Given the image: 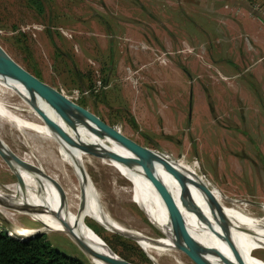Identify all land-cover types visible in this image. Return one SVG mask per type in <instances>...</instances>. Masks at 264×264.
I'll return each instance as SVG.
<instances>
[{
    "label": "rangeland",
    "instance_id": "obj_1",
    "mask_svg": "<svg viewBox=\"0 0 264 264\" xmlns=\"http://www.w3.org/2000/svg\"><path fill=\"white\" fill-rule=\"evenodd\" d=\"M179 2L0 0V48L25 75L113 129L132 148L195 168L207 188L221 193L223 216H236L264 235V89L256 77L242 71L244 77L232 78L226 71L208 68L204 74L198 68L204 66L207 52L214 58L216 53L219 59L231 58L241 48L222 41L216 46L218 38L211 40L204 27L197 29L192 23L196 18L185 16ZM241 3L264 19V3ZM0 98L18 109L23 123L38 120L19 98L8 94ZM20 126L0 120V139L18 157H28L48 175H58L63 166L54 155L56 143ZM82 160L101 210L127 233L165 240L192 237L214 248L200 233L186 237L155 222L133 201L130 181L89 152L82 154ZM68 170L75 187L77 179ZM16 177L0 158V186L17 183ZM11 211L15 215L10 219L0 214V233L13 237L15 226H33L36 233L18 238L43 235L55 251L91 264L63 232H47L30 211ZM71 212L131 264H211L202 254L200 261L195 260L187 250L156 257L94 217ZM246 253L264 264V247H250Z\"/></svg>",
    "mask_w": 264,
    "mask_h": 264
},
{
    "label": "bare ground",
    "instance_id": "obj_2",
    "mask_svg": "<svg viewBox=\"0 0 264 264\" xmlns=\"http://www.w3.org/2000/svg\"><path fill=\"white\" fill-rule=\"evenodd\" d=\"M3 74V76L0 75L1 96L8 94L9 98L16 97L25 105L28 104L36 112L38 122H32V124L23 123L22 121L24 118L23 120L20 119L19 114L21 113L18 112V109H12L5 105V102H3L1 98L0 120L4 119L7 123H18V125L40 133L42 136L50 137L56 143L57 149L54 153L57 155H54L56 159L59 158L57 161L60 162V166L62 165L63 169L58 171V175H48L44 172L45 170L41 169V167H37L28 157H18L23 162L37 167L50 180L41 176H33L15 167L10 169V171L20 179L21 185L14 183L5 187L0 186V200H7L17 207L27 206L29 211L32 212L31 215L44 224L47 232H63L59 221L51 215V213L54 212L59 213L61 217H64L69 224L76 229L79 236L93 244L99 253L107 255L108 251L105 248L106 244L83 223L81 216L76 217L71 212V209L75 210L83 217L84 215L94 217L109 229L126 232L124 228L113 222L105 212L101 210L94 196L95 193L87 180L88 178L85 177L84 173L86 167L82 160V154L84 152H89L92 156L96 157L99 162L113 168L117 173L130 181L131 187L129 191L133 196V201L140 203L145 212L155 222L170 226L181 233H184L183 226L179 224L182 225L183 223L181 222L183 221L188 222L184 223V225L188 224V226H192L191 229L185 227L188 234L195 236L200 233L203 237L208 239L214 248L206 243L199 242L197 239L193 241L197 245L213 249L219 253V257L204 254L206 258L204 259L210 261L211 264H223L222 259H226L229 263L262 264L247 254L246 249L250 247H264L263 233L261 234L251 227L246 226L244 223L240 222L236 216L231 214L223 216L220 204L222 198L220 195L221 193L217 192L215 189L207 188L208 186H206L205 181H203L202 175L199 176L195 168L176 161L167 160V163L162 161V159L155 154L146 152L145 150L137 149L125 151L101 133L90 131L82 127H80V129L78 127L69 126L59 118V115L66 119H75V116L57 109L51 102L47 103L37 97L29 96L23 87L15 82L13 78L6 76V73ZM33 85L45 94L46 97L59 102H65L63 96L58 97L57 94L47 90L38 82L34 81ZM30 98L34 99V101L45 110L47 117L52 122L45 120L38 114L33 105H31ZM32 119L35 120V118ZM32 119L30 120L32 121ZM17 127L18 126H16V128ZM116 155L127 157L131 161V169H127L122 164L118 163ZM47 156L49 158L48 154ZM33 157L35 158V156ZM68 168L77 179L75 187L71 184V175ZM143 175L157 176V178L166 185L165 187L168 191L152 187L144 179ZM62 184H65L63 189L61 188ZM57 186H60V189L57 188ZM179 186L190 195L192 201L203 212V220H199L195 213L183 202L184 199L180 195ZM64 202L66 205L68 204L67 207L65 206L66 208L63 207ZM80 204L82 205L81 207ZM239 204L244 206L246 202H239ZM40 208L42 210H40ZM0 214L8 219L15 215L11 209L8 210L1 204ZM163 215L180 218L168 219ZM215 220L222 223L223 226H218ZM32 227L15 226L12 229V236L20 237L32 235L37 232V230ZM136 236L139 237L137 241L139 246L145 250L146 253L155 254L156 257L165 252L181 249H186L195 255H203L202 252L191 247L189 243H187V239L165 240L152 239L144 235ZM88 259L91 264H105L91 255H88Z\"/></svg>",
    "mask_w": 264,
    "mask_h": 264
},
{
    "label": "water",
    "instance_id": "obj_3",
    "mask_svg": "<svg viewBox=\"0 0 264 264\" xmlns=\"http://www.w3.org/2000/svg\"><path fill=\"white\" fill-rule=\"evenodd\" d=\"M3 73H6L7 74L6 76L13 78L15 80V82L20 84L23 87V89L29 94V96L37 97V98H39V99H41L47 103L51 102V104H54V106L57 109H60L61 111H64L66 113H69V114L75 116V119H66L63 116L59 115V118L65 124H67L69 126H74V127H82V128L87 129V130H90V131L101 133V134L105 135L106 137H108L109 139H111L113 142H115L120 148L124 149L125 151L139 149V148H136V149L132 148L120 134L115 132L113 129H111L107 125L101 123L99 120L91 118L89 116H86V115L80 113L75 107H73L66 100H65V102H59V101H56V100H53L51 98L46 97L45 94H43L39 89H37L33 85V82L35 80L31 79L30 77L25 75L22 71H20L17 67H15V65L7 58V56L4 54V52L0 48V75L3 76L4 75ZM41 86H43V85H41ZM46 89L50 90L48 88H46ZM50 91H52V90H50ZM54 93L57 94L58 97L61 96L56 92H54ZM29 100L31 102V105H33V107L35 108V110L38 112V114L40 116H42L45 120L52 122L47 117L45 110L42 107H40L37 104V102L34 101V99L30 98ZM140 150H144V149H140ZM145 151L149 152V153H153L151 151H147V150H145ZM153 154H155L156 156L161 158L162 161H165L168 163V161L163 156L156 154V153H153ZM0 158L7 165V167L9 169H13L15 167H18L19 169H21L27 173H30L33 176H41L44 178H48L37 167L29 165V164L23 162L21 159H19L18 156L15 153H13L5 145V143L1 139H0ZM116 159H117L118 163L122 164L127 169H131V161L127 157L116 155ZM143 176H144V179L152 187L159 188L162 190H167V188L165 187L166 185L162 181H160V179H158L157 176H155V175H149V176L143 175ZM16 179H17V183L19 185H21L20 179L17 177H16ZM179 189H180V195L184 199L183 202H185L186 205L189 207V209L195 213V215L197 216V218L199 220H203V217H204L203 212L192 201L190 195H188V193L181 186H179ZM0 204L2 206H4L5 208H8V209H11L14 211H19V212L20 211H29L27 206L17 207L16 205H12L11 203H9L7 200H0ZM51 215L59 221V223L62 226L63 233L69 237V239L76 245V247H78V249L85 255V257L87 259H88V255H91L92 257H95V258L101 260L105 264H131V263L123 260L119 256H117L107 245H105V248L108 251L107 252L108 254L102 255L101 253H99L97 251V249H95L93 244L87 242L84 238L79 236L78 233L76 232V229L72 225H70L69 222L64 217H61L59 213L54 212V213H51ZM215 222L217 223L218 226H220V227L223 226V224L220 223L219 221L215 220ZM111 230L118 233L119 235H122L123 237L132 239L134 241L139 240V237H136L134 235H130L127 232H121V231H118L115 229H111ZM183 232H184L186 237H189V235L186 231L185 225H184V221H183ZM187 243H189V245L191 247H194L197 250H199L200 252H202L203 255L205 254L208 256H216V257L220 256L219 253L213 249L197 245L190 237H189V239H187ZM181 250L186 251V249H181ZM187 253L192 255V257L195 258V260L200 259L199 258L200 254L195 255V254L190 253V251H187ZM88 261H89V259H88ZM222 261H223V264H240V262L239 263H231V262L229 263L226 259H222Z\"/></svg>",
    "mask_w": 264,
    "mask_h": 264
},
{
    "label": "crops",
    "instance_id": "obj_4",
    "mask_svg": "<svg viewBox=\"0 0 264 264\" xmlns=\"http://www.w3.org/2000/svg\"><path fill=\"white\" fill-rule=\"evenodd\" d=\"M257 1L264 3V0ZM207 2L208 0H180L179 5H182L184 9L182 13L185 16L194 15L196 19L192 23L197 29L204 27L207 32L205 34L213 38L211 40H214V37L218 38L216 46L222 41L237 45L241 49L231 58L220 59L218 53L214 58L207 52L203 60L204 66L198 64V68L205 70L204 74L208 68L226 71L232 78L244 77L240 73L242 71L256 77L258 79L256 84L259 87L261 84L264 89V19L246 4H242L241 0H216L215 3L209 4ZM254 9L259 8L257 6ZM180 16L187 21L183 15Z\"/></svg>",
    "mask_w": 264,
    "mask_h": 264
},
{
    "label": "trees",
    "instance_id": "obj_5",
    "mask_svg": "<svg viewBox=\"0 0 264 264\" xmlns=\"http://www.w3.org/2000/svg\"><path fill=\"white\" fill-rule=\"evenodd\" d=\"M0 264H83L55 251L43 235L30 238L9 237L0 233Z\"/></svg>",
    "mask_w": 264,
    "mask_h": 264
},
{
    "label": "built area",
    "instance_id": "obj_6",
    "mask_svg": "<svg viewBox=\"0 0 264 264\" xmlns=\"http://www.w3.org/2000/svg\"><path fill=\"white\" fill-rule=\"evenodd\" d=\"M246 1H248V0H246ZM264 12V11H263Z\"/></svg>",
    "mask_w": 264,
    "mask_h": 264
}]
</instances>
